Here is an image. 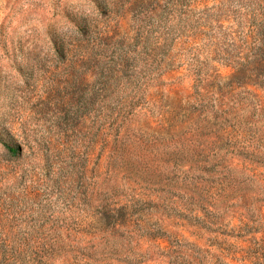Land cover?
I'll return each instance as SVG.
<instances>
[{"label":"rangeland","instance_id":"374dc122","mask_svg":"<svg viewBox=\"0 0 264 264\" xmlns=\"http://www.w3.org/2000/svg\"><path fill=\"white\" fill-rule=\"evenodd\" d=\"M258 3L0 0V264H264Z\"/></svg>","mask_w":264,"mask_h":264},{"label":"trees","instance_id":"16d2710c","mask_svg":"<svg viewBox=\"0 0 264 264\" xmlns=\"http://www.w3.org/2000/svg\"><path fill=\"white\" fill-rule=\"evenodd\" d=\"M257 6L252 10V32L256 34L257 48L249 55L248 65L246 70H237L236 75H233V80L236 81L240 75L247 74L252 77L251 81L259 83L264 87V0H258ZM257 17L263 18V21L256 23ZM261 27V28H260ZM256 29V32H255Z\"/></svg>","mask_w":264,"mask_h":264}]
</instances>
